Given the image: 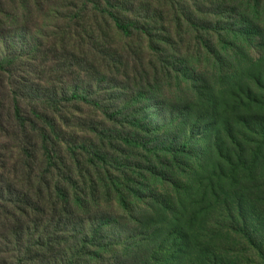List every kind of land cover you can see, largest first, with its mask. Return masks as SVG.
I'll list each match as a JSON object with an SVG mask.
<instances>
[{"label":"rangeland","instance_id":"rangeland-1","mask_svg":"<svg viewBox=\"0 0 264 264\" xmlns=\"http://www.w3.org/2000/svg\"><path fill=\"white\" fill-rule=\"evenodd\" d=\"M102 11L130 26L131 37L119 33ZM241 16L264 25V0H0L1 180L15 185L18 192L23 187L25 193L33 191L22 152L26 146H21L14 133L16 96L26 118L39 124L46 118L53 122L51 135L57 144L65 149L83 145L93 155L106 158L107 169L93 173V179L99 182L103 176L111 186L119 183L122 195L129 199L127 212L117 194L108 206L99 202L121 226L132 217L143 222L142 229L158 220L164 211L154 199L173 189L175 168L171 157L158 148L163 141L174 144L194 74L211 77L215 73L216 57L205 44L211 42L224 58L236 55L234 61L242 68L260 59L257 40L227 46L223 41L231 37L217 32V24L236 26ZM206 24L213 29L207 30ZM232 61L227 58L226 68ZM75 92L89 95L102 108L62 99L63 93L69 97ZM118 110L121 114L113 116ZM28 134L39 146L30 124ZM128 135L137 145L124 143ZM35 167L38 174L47 169L42 158ZM118 170L128 173V179L122 182ZM59 171L52 173L53 183L67 175ZM200 172L199 178L205 174ZM29 195L34 196L33 192ZM40 203L36 213L19 205L25 213L0 214V264H45L44 257L49 255L45 253L52 245L47 242L42 249L31 235L50 208ZM208 214L212 212H202V216ZM31 248L39 250L37 257ZM214 248L216 254L231 250L220 239ZM249 261L254 264L248 257L228 262Z\"/></svg>","mask_w":264,"mask_h":264},{"label":"trees","instance_id":"trees-1","mask_svg":"<svg viewBox=\"0 0 264 264\" xmlns=\"http://www.w3.org/2000/svg\"><path fill=\"white\" fill-rule=\"evenodd\" d=\"M101 13L119 33L131 37L130 26L120 23L112 13ZM241 17L236 26L217 24V32L231 37L223 41L227 46L257 40L260 59L242 68L234 61L236 55L226 54L224 58L211 42L205 44L216 57L215 73L211 77L194 74L174 144L163 141L158 148L175 165L173 189L154 199L164 215L143 229V222L134 217L121 226L112 213L101 208L99 202L108 206L117 194L121 208L130 210L119 183L111 186L101 175L99 182L93 179V173L107 169L106 158L93 155L83 145L65 149L57 144L51 135L53 122L46 118L40 126L26 118L15 96L14 133L21 146H26L22 152L26 154L29 189L33 191L25 193L23 187L18 192L0 176V214L25 213L19 205L36 213L40 202L50 207L31 233L38 247L43 249L47 242L52 245L45 253L49 254L44 257L45 264H231L229 260L243 257L264 264V25ZM205 27L213 29L209 24ZM229 57L233 61L226 68ZM66 94L63 100L102 108L87 94ZM120 114L118 110L113 116ZM29 124L39 137V146L28 134ZM124 143L137 145L130 135ZM198 146L204 150L200 152ZM180 157L186 160L182 163ZM39 158L47 166L40 174L35 167ZM199 170L205 172L201 178ZM55 171H66L67 175L60 174L53 183ZM118 171L122 182L128 179V173ZM192 183V188L182 190ZM31 192L34 196L29 195ZM202 212L212 214L202 216ZM218 239L226 241L231 250L216 254ZM31 254L37 257L39 250Z\"/></svg>","mask_w":264,"mask_h":264}]
</instances>
